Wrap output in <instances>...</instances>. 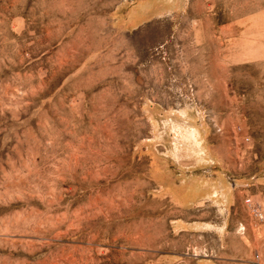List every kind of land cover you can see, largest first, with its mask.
<instances>
[{
	"label": "rangeland",
	"instance_id": "obj_1",
	"mask_svg": "<svg viewBox=\"0 0 264 264\" xmlns=\"http://www.w3.org/2000/svg\"><path fill=\"white\" fill-rule=\"evenodd\" d=\"M112 7L0 0V264H264V0Z\"/></svg>",
	"mask_w": 264,
	"mask_h": 264
},
{
	"label": "crops",
	"instance_id": "obj_2",
	"mask_svg": "<svg viewBox=\"0 0 264 264\" xmlns=\"http://www.w3.org/2000/svg\"><path fill=\"white\" fill-rule=\"evenodd\" d=\"M112 4V9L109 11L110 18L113 21V25L119 32H127L139 26L141 23L144 24L150 20L156 19L161 15L166 14L168 11L163 8L164 0H148V7L142 14L136 8L130 9L131 0H106ZM142 18V19H141ZM226 31L225 27H220L219 38L221 39ZM217 35V34H216ZM218 36V35H217ZM215 36V37H217ZM203 128V127H202ZM197 129L199 134H202L203 130ZM215 189H213L212 182L206 175L197 173L196 170H192V183L190 185V198H192V233H206L200 232V230L207 231L208 228H215L216 226L221 227L223 220L225 222V216L227 215V207L229 205V194H226L225 200L222 198L219 200V215L218 221L214 223H208L204 218V208L206 204L211 203L214 197ZM227 193V192H226ZM175 203L179 208L186 205L187 198L175 196ZM216 202H218L216 200ZM224 216V217H223ZM216 224V225H214ZM197 264H211L210 259H204L202 262Z\"/></svg>",
	"mask_w": 264,
	"mask_h": 264
},
{
	"label": "built area",
	"instance_id": "obj_3",
	"mask_svg": "<svg viewBox=\"0 0 264 264\" xmlns=\"http://www.w3.org/2000/svg\"><path fill=\"white\" fill-rule=\"evenodd\" d=\"M249 203V201H247ZM253 213L258 219H262L261 213H259L258 209L253 208Z\"/></svg>",
	"mask_w": 264,
	"mask_h": 264
}]
</instances>
